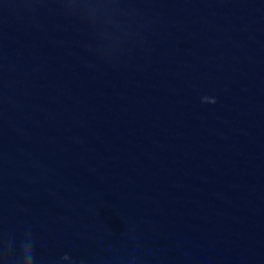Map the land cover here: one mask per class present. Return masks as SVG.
<instances>
[{
  "label": "water",
  "instance_id": "water-1",
  "mask_svg": "<svg viewBox=\"0 0 264 264\" xmlns=\"http://www.w3.org/2000/svg\"><path fill=\"white\" fill-rule=\"evenodd\" d=\"M0 264H264V0H0Z\"/></svg>",
  "mask_w": 264,
  "mask_h": 264
}]
</instances>
